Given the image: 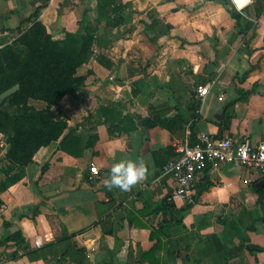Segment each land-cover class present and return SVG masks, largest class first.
<instances>
[{
	"label": "crops",
	"instance_id": "1",
	"mask_svg": "<svg viewBox=\"0 0 264 264\" xmlns=\"http://www.w3.org/2000/svg\"><path fill=\"white\" fill-rule=\"evenodd\" d=\"M106 1L0 0V48L36 19L58 41L83 23L95 29L77 95L57 104L82 154L61 148V137L1 189L9 160L0 136V264H151L143 252L155 244L159 264H224L227 255L228 264H264V174L205 170L187 208L162 169L187 132L264 141V0ZM117 144L124 150L113 157ZM129 158L145 161V179L129 191L107 188L112 164ZM168 202L176 207L164 215ZM250 243L263 249L250 252Z\"/></svg>",
	"mask_w": 264,
	"mask_h": 264
},
{
	"label": "trees",
	"instance_id": "2",
	"mask_svg": "<svg viewBox=\"0 0 264 264\" xmlns=\"http://www.w3.org/2000/svg\"><path fill=\"white\" fill-rule=\"evenodd\" d=\"M220 1L229 4L228 0ZM105 3L108 1L105 0ZM105 13L101 9L102 17ZM37 14L38 10L33 16L36 17ZM232 16L237 20L240 18L235 12H232ZM94 38V27L83 23L77 32H68L63 41H58L53 39L45 25L36 19L13 44L0 48V93L19 84V89L0 105V131L7 137L6 158L9 160L5 168L6 179L2 182L1 189L20 179L23 166L33 160L35 151L61 137V148L72 155L82 154V139L74 133L67 116L56 117L49 109L51 105L59 104L65 94L77 95L84 79L77 74V68L91 58ZM19 45L23 46L21 50ZM29 99L46 102L49 107L37 108L29 103ZM4 105H9L10 108H5ZM115 127L119 131L124 130L122 125ZM258 192L259 201L264 208V188H259ZM191 205L188 203L186 207ZM175 207L172 202L161 205L164 215L172 214ZM178 211L183 217V210ZM178 221L181 222V218ZM249 229H252V226ZM246 240L249 238L243 234L242 244ZM159 248L160 246L155 244L143 252V256L152 258L151 264H159V260L154 259ZM246 248L250 252L263 249L251 243L247 244ZM230 257L232 255L226 256L224 264H228Z\"/></svg>",
	"mask_w": 264,
	"mask_h": 264
},
{
	"label": "built area",
	"instance_id": "3",
	"mask_svg": "<svg viewBox=\"0 0 264 264\" xmlns=\"http://www.w3.org/2000/svg\"><path fill=\"white\" fill-rule=\"evenodd\" d=\"M198 91L200 95H205L208 86L199 85ZM220 164L244 166L264 174V141L253 142L250 138L236 140L209 132L192 136L187 132L184 140L175 144V155L163 164L162 169L176 185L175 196L192 203L197 174L208 169L215 170ZM89 169L91 177L100 172L95 163H91Z\"/></svg>",
	"mask_w": 264,
	"mask_h": 264
},
{
	"label": "clouds",
	"instance_id": "4",
	"mask_svg": "<svg viewBox=\"0 0 264 264\" xmlns=\"http://www.w3.org/2000/svg\"><path fill=\"white\" fill-rule=\"evenodd\" d=\"M123 150V145L117 144L110 149V154L114 157L116 151ZM148 172V166L142 158L115 160L111 166L109 177L104 180V185L109 189L118 188L122 191H129L144 180Z\"/></svg>",
	"mask_w": 264,
	"mask_h": 264
},
{
	"label": "rangeland",
	"instance_id": "5",
	"mask_svg": "<svg viewBox=\"0 0 264 264\" xmlns=\"http://www.w3.org/2000/svg\"><path fill=\"white\" fill-rule=\"evenodd\" d=\"M19 47H20V50L23 48V46H20V45H19ZM29 103L31 105L36 106L37 108H46L47 109L49 107L46 102L38 101V100H34V99H29ZM49 110H51L56 117L65 118L67 116V114L62 110V108L60 106L51 105ZM0 136L6 138V140H7V137L3 131H0Z\"/></svg>",
	"mask_w": 264,
	"mask_h": 264
},
{
	"label": "water",
	"instance_id": "6",
	"mask_svg": "<svg viewBox=\"0 0 264 264\" xmlns=\"http://www.w3.org/2000/svg\"><path fill=\"white\" fill-rule=\"evenodd\" d=\"M19 89V84H15L9 88H7L6 90L2 91L0 93V105L3 103V101L10 96L11 94H13L14 92H16ZM3 107L5 108H10L9 105H4ZM257 187L261 188L264 187V179L261 180L258 184Z\"/></svg>",
	"mask_w": 264,
	"mask_h": 264
}]
</instances>
